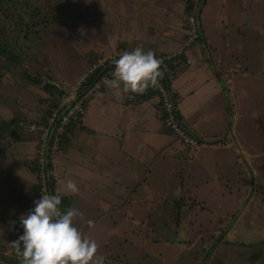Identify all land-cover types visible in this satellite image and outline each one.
I'll use <instances>...</instances> for the list:
<instances>
[{"label": "crops", "instance_id": "crops-1", "mask_svg": "<svg viewBox=\"0 0 264 264\" xmlns=\"http://www.w3.org/2000/svg\"><path fill=\"white\" fill-rule=\"evenodd\" d=\"M116 1V6H109L103 13V21L107 24L103 43L93 42L91 51H86L88 56H84L87 61H93L91 66L88 69L82 67L79 76L73 80L75 82L58 80L77 83L97 60L111 57L116 53V48L123 44L132 49L141 46L144 50L151 49L154 53L178 49L185 34L182 14L186 10V0ZM229 2L222 0L221 9L224 12L216 16L214 23H217L215 29L222 28L223 32L216 34L212 39H218L228 45H231V42L240 43L239 46L247 38L251 40L246 33L248 29H253L250 20H247V14L248 9L252 13L255 12L257 2H260L259 9L256 8L259 10L257 13L262 15L257 25L259 32L264 34V0H250L251 3L248 4L247 0L239 1L236 16H230L229 11L225 13ZM212 4V0L206 1L204 6L207 7L201 10V17L205 9L214 7ZM144 6L150 12L145 10ZM200 21L201 18V50L195 45L189 48L186 54L188 62H181L173 82L177 92L178 114L186 129L199 138L198 147L185 153L180 143L178 144L165 130L157 97L139 99L133 104H127L125 94L117 93L107 85V80L111 78V72H107L97 81L98 87L92 90L81 124L70 126L62 151L54 154L51 159L54 171L53 190L68 200V207L77 208L82 214L86 208H91V213L99 216L98 221L103 220L104 216H111L110 219L118 222V215L122 222L130 223L136 221L135 214H130L129 209L123 207L133 204L131 201L134 204L139 202L143 186L156 190L158 186L156 189L153 186L156 182H161L160 185L164 187L173 184L171 178L161 175L158 170L161 167L160 170L172 175L175 171L172 162L178 156L181 155L180 157L188 163L184 169V183L189 182V186L194 185L191 182L196 176L200 178L197 182L204 181L207 185L214 184L219 178L221 183H225L226 180L232 179H224L225 174L231 176L233 169L237 173L240 168L243 172H250L248 180L252 184L251 192L244 201H240L241 207L238 204L225 214L210 216L212 223L215 221L216 224L211 226L210 230L206 224L203 234L206 237L213 235L217 242L212 244L211 251V248L207 251V264H264V216L260 221L258 218L259 211L264 212V181H260V192L257 188L258 170L238 162L239 152L247 154L241 155L244 158L251 156V151L250 146L245 143L240 150L237 148L235 123L238 114L232 97L229 96V100L234 106L230 108L228 124L225 109L220 104L221 96L217 98L216 104V101L212 100L219 93L226 94L227 89L231 90L233 82L227 75H232L235 70H224L222 65L212 58L209 49L217 50L212 47L214 42H210ZM111 26L113 28H110ZM85 59L83 64H87ZM221 70L223 72H220ZM21 80L22 82L14 80L19 82L16 85L17 95L12 99L15 106L10 103L12 92L0 97V115L5 113L8 116L6 124H3L4 119L0 116V123L3 124L0 129V251L7 247L13 249L11 242L23 231L20 217L27 213L33 207V201L38 199L33 173L37 139L16 122L21 118L36 119L41 107L45 106L42 101L48 93L30 78ZM226 98L223 94L225 102ZM6 103H9V107ZM212 104L221 107V116L218 119V111L210 112ZM12 112H15V118L10 117ZM252 115L254 116V113ZM213 121L218 123V127L211 125ZM216 140L220 142L213 143ZM255 157L257 158L258 154H255ZM189 162L191 167L202 165L205 169H219L220 173L211 172L216 179L211 178V175L206 176L196 170H189ZM228 163L231 167L226 166ZM67 178L76 182L78 192L66 191ZM198 187L199 185H196L195 189ZM216 193L214 192L216 198L225 197ZM211 196L210 193L209 200L212 199ZM253 198L261 209L249 217V222L246 221L251 233L245 234L246 232L241 230V234L233 235L234 227L244 222V209ZM89 220L91 219L82 215L77 217L74 223L84 233L83 225ZM119 234L124 238L125 229L119 228ZM229 237L241 240L233 241Z\"/></svg>", "mask_w": 264, "mask_h": 264}, {"label": "rangeland", "instance_id": "rangeland-1", "mask_svg": "<svg viewBox=\"0 0 264 264\" xmlns=\"http://www.w3.org/2000/svg\"><path fill=\"white\" fill-rule=\"evenodd\" d=\"M203 1L205 2L199 6V19L201 18V25L210 42H214V45L211 44L212 47L217 50L208 48L209 53L224 70L231 68L235 70L232 75H227L232 80L233 87L231 90L227 89L226 94L223 93L227 96L226 102L222 92L212 100H215L216 104L217 98L221 96L220 104L225 109L227 124L231 114L230 108L236 106L237 148L240 150L245 143L250 146L251 151V156L244 158L241 155L245 153L239 152L238 162L258 170L257 188L261 192L260 181H264V34L259 32L260 28L257 25L262 18V15L257 13L260 2L255 3L258 9L255 8L254 13L248 9L247 20H250L253 29H248L246 33L251 40L247 38L239 46L240 43L234 45L231 42V45H228L218 39H212L216 34L223 32L222 28L215 29L217 23H214L216 16L224 12L221 9L222 0H212L214 7L205 9L201 17V10L207 7L204 6L207 0ZM229 1L225 13L229 11L230 16L238 15V5L241 0ZM117 2L116 0H0V97L10 95L12 92L10 103L15 106L12 99L17 95L16 85L19 82L14 80L22 82L21 79L36 78L40 74L75 82L73 80L79 76L82 67L88 69L93 62L84 58L88 56L87 49L91 51L93 42L104 41L107 27L103 21L104 11L111 5L116 6ZM248 3H251L250 0H247ZM136 6L139 9L138 5ZM144 9L147 10L145 6ZM186 15L185 10L182 14L183 23L186 21ZM193 45L201 50L199 41H195ZM116 49L118 50L119 47ZM83 59L87 64L82 63ZM60 73L61 77H59ZM225 82L228 83L226 78ZM229 96L232 97L234 105L229 100ZM49 99L54 100L49 94L43 98L42 105L45 106L41 107L36 119H39L45 111ZM8 104L6 103L9 107ZM211 106L210 112L218 111L219 114L216 116L217 119L220 118L221 107L218 108L214 104ZM14 113L12 112L10 117ZM6 116L5 113L1 116L4 119L3 124L8 123ZM3 124L0 123V129ZM211 125L218 127L216 121ZM172 138L174 139L173 136ZM179 145L184 148L185 153L195 150ZM255 154H258L257 158ZM180 156L172 162V168H175L172 175L160 170L161 167L158 170L161 175L171 178L173 184L164 187L160 185L161 182H156L153 184L155 189L158 186L156 190H149L143 186L142 197L139 200L141 204H138V201L136 204L131 201L133 204H126L123 207L129 209L130 214H135L136 221L122 222L117 214L118 222L110 219L111 216H104L103 220L98 221L99 216L92 214L91 208L83 211V216L90 218L91 221L94 220L91 227L88 223L83 225V234L96 240L98 253L106 257V264H207L208 258L204 257L210 248L209 251L212 250L215 237L213 235L206 237L203 234L206 231L205 225L207 224L210 230L211 226L216 224L215 221L212 223L210 216L229 212L233 206L240 204L249 196L252 189L250 188L252 184L248 180L250 172H243L238 168V172L235 173L233 169L231 176L225 174L224 177V179H232L221 183L219 178L212 185H207L203 183L204 181L197 182L200 178L196 176L191 182L194 185L189 186V182L184 183L186 175L184 169L188 163ZM190 169L206 176L211 175L214 179L216 177L210 173H220L219 169H205L202 165L191 167L189 162ZM244 171L249 170L244 169ZM235 177H237L236 182ZM36 184L35 180V188ZM196 185H199L197 189H195ZM214 192L226 198H216ZM210 193L212 199L209 200ZM248 205L244 209V222L238 221L241 223L234 227L233 235L241 234V230L246 232L245 234L251 233L246 221L249 222V217L261 208L257 206L254 198L248 201ZM263 216L264 212L259 211V221ZM121 227L125 229L124 238L119 234ZM229 238L233 241L241 240ZM9 250L10 248L7 247L2 251Z\"/></svg>", "mask_w": 264, "mask_h": 264}, {"label": "built area", "instance_id": "built-area-1", "mask_svg": "<svg viewBox=\"0 0 264 264\" xmlns=\"http://www.w3.org/2000/svg\"><path fill=\"white\" fill-rule=\"evenodd\" d=\"M189 12L185 18L187 26L186 38L179 49L173 53H155L161 60L163 76L159 79L156 90L157 104L162 114L164 128L183 146L196 149L200 143L185 127L177 110L176 89L173 82L183 60L178 55L186 54L199 35V6L203 0H192ZM126 47H119L115 56L123 51H131ZM185 62L188 60L185 58ZM95 65L77 83L71 84L62 82L51 75L40 74L39 86L52 89L54 100L49 102L45 111L39 119H20L17 124L27 132L36 136V149L33 158V173L37 182V198L42 194H54L50 184H53L54 171L51 167L52 156L60 153L63 149V142L69 135L71 125H80L85 113L86 102L91 96L92 90L97 88V82L88 88H83L82 83L85 77L92 73ZM141 94H125L127 104H133L139 100ZM63 210V208L61 207ZM0 264H19V258L13 249L0 251Z\"/></svg>", "mask_w": 264, "mask_h": 264}, {"label": "clouds", "instance_id": "clouds-1", "mask_svg": "<svg viewBox=\"0 0 264 264\" xmlns=\"http://www.w3.org/2000/svg\"><path fill=\"white\" fill-rule=\"evenodd\" d=\"M114 68L107 85L120 94H143L155 87L163 76L161 60L149 49L137 46L123 51L112 61ZM68 193L78 192L76 182L67 178ZM62 197L42 194L33 207L20 217L22 234L11 242L19 264H106L98 244L83 234L74 221L83 214L79 209H61ZM89 227L93 225L88 221Z\"/></svg>", "mask_w": 264, "mask_h": 264}, {"label": "trees", "instance_id": "trees-1", "mask_svg": "<svg viewBox=\"0 0 264 264\" xmlns=\"http://www.w3.org/2000/svg\"><path fill=\"white\" fill-rule=\"evenodd\" d=\"M204 3V1H202L201 2V4H203ZM186 4L188 5L187 7H186V14L189 12V9H190V7H191V5L193 4V1L192 0H186ZM199 13H200V9H199ZM184 28L186 29L187 28V26L185 25V23H184ZM199 29H200V31H199V35L197 36V39H196V41H202V39H203V35H202V30H201V27H200V25H199ZM186 38V33L184 34V38H183V40ZM183 40H182V42H183ZM194 44V43H193ZM192 44V45H193ZM118 47H126V45H120V46H118ZM128 47V46H127ZM180 47V46H179ZM179 47H178V49H179ZM128 48H130V49H132L131 47H128ZM189 48L190 47H188V50H189ZM178 49H176L175 51H177ZM187 50V51H188ZM174 51V52H175ZM165 53H173L172 51H169V52H165ZM186 54H187V52H186ZM186 54H184V53H182V54H180V55H178L177 56V58H179V59H181V60H184L185 58H186ZM116 58H118V57H116L115 56V54L113 55V56H111V57H108V58H103L102 60H97L96 61V63L94 64L95 65V69H93V71H92V73H90L89 75H87L86 77H85V80L83 81V83H82V87L83 88H88V87H90V86H93V84L94 83H96L97 81H99L100 79H101V77L104 75V74H106L107 72H111L112 71V69L114 68V64L112 63V61L114 60V59H116ZM95 60V59H94ZM53 77V76H52ZM55 78V77H54ZM31 80H33V82L35 83V84H38V82H39V76L38 77H34V78H32ZM61 81V80H60ZM62 82H64V81H62ZM43 90H45L48 94H49V96L51 97V95H53V92H52V89L51 88H49V87H44V88H42ZM156 95V90L154 89V88H149V89H147L143 94H141L140 95V97H139V99H148V98H151V97H153V96H155ZM90 98V97H89ZM51 100L49 99V102H50ZM49 102H48V105H49ZM87 103L88 102H86V106H87ZM184 127H185V125H184ZM186 128V127H185ZM68 130H70V129H68ZM194 136H196L193 132H191ZM197 137V136H196ZM198 138V137H197ZM199 139V138H198ZM200 141V140H199ZM220 141H218V140H216V141H214L213 143H219ZM50 186L51 187H53V184H50ZM37 188V187H36ZM52 191H53V193L54 194H57V193H55L54 192V190H53V188H52ZM59 195V194H58ZM68 200L67 199H64L63 197H62V201H61V207L63 208V210H65V209H67V207H68ZM214 242H217V239L215 240V241H213V243ZM212 243V244H213ZM206 256H207V254H205V257L204 258H206Z\"/></svg>", "mask_w": 264, "mask_h": 264}]
</instances>
